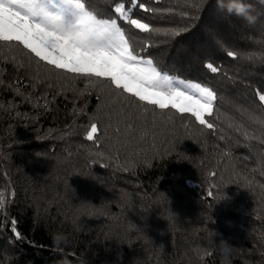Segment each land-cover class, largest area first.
<instances>
[{
  "label": "trees",
  "instance_id": "obj_1",
  "mask_svg": "<svg viewBox=\"0 0 264 264\" xmlns=\"http://www.w3.org/2000/svg\"><path fill=\"white\" fill-rule=\"evenodd\" d=\"M84 2L164 73L212 87L215 127L0 41V264H264V0L253 23L229 0Z\"/></svg>",
  "mask_w": 264,
  "mask_h": 264
},
{
  "label": "snow or ice",
  "instance_id": "obj_2",
  "mask_svg": "<svg viewBox=\"0 0 264 264\" xmlns=\"http://www.w3.org/2000/svg\"><path fill=\"white\" fill-rule=\"evenodd\" d=\"M89 7L84 0H0V41L18 42L56 69L108 80L139 101L190 113L200 125L215 127L205 119L213 115L217 100L212 87L164 73L153 59L135 50L118 19L98 18ZM139 7L153 11L142 3ZM114 12L135 29L156 31L149 23L131 18V9L126 11L124 4H117ZM227 55L236 58L237 53L228 51ZM205 67L212 73L219 71L210 62ZM258 96L264 104V94ZM97 131V124L92 123L87 139L92 140Z\"/></svg>",
  "mask_w": 264,
  "mask_h": 264
},
{
  "label": "clouds",
  "instance_id": "obj_3",
  "mask_svg": "<svg viewBox=\"0 0 264 264\" xmlns=\"http://www.w3.org/2000/svg\"><path fill=\"white\" fill-rule=\"evenodd\" d=\"M252 7L248 3V0H229V4L227 6V12L229 15H235L239 18L246 20L248 23H253L254 20L250 19L252 15ZM54 244L57 246L60 243H64L66 241V237L62 234H56L53 237ZM220 247L222 250H229L230 244L227 240L220 241Z\"/></svg>",
  "mask_w": 264,
  "mask_h": 264
}]
</instances>
